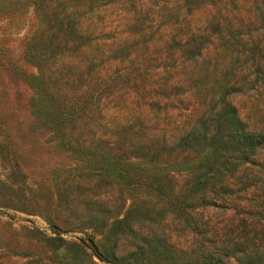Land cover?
<instances>
[{
  "label": "trees",
  "instance_id": "trees-1",
  "mask_svg": "<svg viewBox=\"0 0 264 264\" xmlns=\"http://www.w3.org/2000/svg\"><path fill=\"white\" fill-rule=\"evenodd\" d=\"M145 2L132 23L137 38L145 41L161 24L173 25L163 57L176 53L182 68L192 63L196 73L188 68L181 75H155V58L138 53L128 71L100 74L109 60L102 44L74 66L56 57L72 48L66 43L39 40L28 47L37 70L29 80L30 112L46 131L44 145L39 142L47 157L41 174L54 193L52 201L43 198L44 209L51 205L45 217L104 230L102 249L92 247L101 260L158 264L174 258L173 240L188 234L187 248L199 264H264V0ZM206 5L212 11L203 25L192 24L189 14ZM212 33L220 42L219 49L211 47L210 63L202 51ZM59 34L60 27L51 32ZM225 56L217 68L216 58ZM127 88L146 93L151 104L164 97V105L182 112L181 121L171 123L165 112L167 137L156 120L149 124L134 111L119 129L106 127L102 99ZM238 92L248 99L232 101ZM6 133L0 127V158L9 162L10 173L25 176ZM61 141L72 167L54 154ZM30 142L36 149V139ZM206 209L213 214L203 215Z\"/></svg>",
  "mask_w": 264,
  "mask_h": 264
},
{
  "label": "rangeland",
  "instance_id": "rangeland-1",
  "mask_svg": "<svg viewBox=\"0 0 264 264\" xmlns=\"http://www.w3.org/2000/svg\"><path fill=\"white\" fill-rule=\"evenodd\" d=\"M145 1L0 0V127L13 141L17 150L15 159L20 160L22 165L19 168L25 174L23 176L20 173H10L9 162L0 158V264H133L115 263L95 256L92 247L102 249L104 230L91 226H74V223H64L58 219L48 222L45 217V214L51 215V205L44 209L43 198L47 197L52 201L54 193L52 182L41 174L40 164L47 157L39 142L44 145L42 140L46 138V131L38 125L30 112L34 93L29 80L37 70L29 61L27 51L32 43L39 40L66 43L72 48H62L61 54H56V57L61 58V63L72 64L82 54L91 53L96 44H102L109 60L104 68L98 69L100 74L110 73L115 68L128 71L126 67L131 60L134 61V56L138 53L155 58L157 67L151 70L155 75L167 71L172 75H181L188 68L196 73V65L193 68L192 63H187L182 68L184 63L176 53H173L171 60L163 57L173 25L161 24L145 41L137 38L138 32L134 30L132 23L135 16L143 13L146 8ZM166 1L170 4V0ZM211 11L210 5L192 10L189 14L192 24L203 25L202 19ZM51 15L60 19L61 23L56 24L52 19L49 20ZM59 27L61 36H51V32ZM64 29H70L71 32L63 35ZM220 33L226 35L224 29ZM209 37L207 46L202 51L203 54L208 52L206 58L212 53L211 47L219 49L220 40L217 34L212 33ZM181 38L183 39V35ZM209 58L210 63L213 62L212 55ZM136 59L141 61L143 56H136ZM227 60V56L216 58L217 68ZM161 62H171L172 65L166 64L163 67ZM246 93L234 94L232 101L248 99ZM186 94L184 92L182 95ZM151 98L146 93L131 91V88L121 92L113 91L105 102L102 99L100 110L104 125L119 129L128 112L134 111L143 118H148L149 124L156 120V128L167 137L170 132L169 125H165V112L171 113L169 120L174 124L181 121L182 112H178L173 106L169 108L164 105L163 103L168 102L164 97H160L157 104H151ZM172 103L177 105L175 99ZM241 109L243 111V108L239 110ZM32 139H36V149L30 142ZM68 150L70 149L61 141V151L55 149L54 154L56 158L65 159V167H72V160L66 157ZM24 163L27 164L26 167L23 166ZM17 183L19 191L15 190ZM126 203L127 200L124 205ZM20 204L23 207L30 206L31 209L19 208ZM213 212L212 209H206L203 215ZM173 241L177 255L158 264L200 263L187 248L188 234L180 237L178 242Z\"/></svg>",
  "mask_w": 264,
  "mask_h": 264
}]
</instances>
